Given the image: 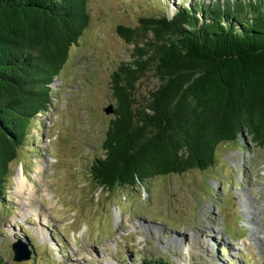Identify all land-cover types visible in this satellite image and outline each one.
Instances as JSON below:
<instances>
[{
  "label": "rangeland",
  "instance_id": "1",
  "mask_svg": "<svg viewBox=\"0 0 264 264\" xmlns=\"http://www.w3.org/2000/svg\"><path fill=\"white\" fill-rule=\"evenodd\" d=\"M214 1L89 0L88 25L50 84L52 103L32 121L30 137L10 164L12 176L2 184L4 264H127L141 257L171 264H264V148L245 133L221 143L206 171L157 176L115 191L98 186L90 173L114 116L105 111L116 105L111 74L135 59L134 44L118 26L135 27L142 16L172 17L194 2ZM158 84L148 71L136 99L143 102ZM198 229L214 236L198 231L200 243L165 245L177 232L194 236ZM252 231L257 239H250ZM13 242L31 257L15 261Z\"/></svg>",
  "mask_w": 264,
  "mask_h": 264
},
{
  "label": "trees",
  "instance_id": "2",
  "mask_svg": "<svg viewBox=\"0 0 264 264\" xmlns=\"http://www.w3.org/2000/svg\"><path fill=\"white\" fill-rule=\"evenodd\" d=\"M89 0H0V202L51 82L89 22ZM135 59L111 74L113 118L90 173L115 191L215 165L218 146L246 134L264 148V0L194 2L118 26ZM159 84L143 102L137 84ZM0 264H4L0 257ZM127 264H171L141 257Z\"/></svg>",
  "mask_w": 264,
  "mask_h": 264
},
{
  "label": "bare ground",
  "instance_id": "3",
  "mask_svg": "<svg viewBox=\"0 0 264 264\" xmlns=\"http://www.w3.org/2000/svg\"><path fill=\"white\" fill-rule=\"evenodd\" d=\"M21 169L23 170V168L21 167ZM21 172V171H20ZM22 181V180H21ZM23 184V183H22ZM24 185V184H23ZM209 208L207 207V208H205L204 210H208ZM245 215H247V213H245ZM41 220V224H42V220H45V216H43V218L41 219V218H39V221ZM136 229H141V227H138V228H136ZM148 229L150 230V226H148ZM198 231L200 232H202V233H205L209 238H211V237H213L214 236V234L211 232V231H209V230H205V231H203V230H200V229H198V230H196L195 231V233H194V236L191 234V233H189L188 231H183V232H177V236H175L174 237V239H171L170 241H167L166 243H165V245L168 247V248H170L171 246H172V244L174 245V243H176V244H181L182 243V240H185V239H187V240H189V241H193L195 244H197V243H200V237H199V235H198ZM258 238V235L256 234V233H254L253 231H252V233H251V236H250V239H257ZM179 244V245H180ZM77 248H78V250H80L79 249V247L78 246H76ZM204 248H207V242H206V244L203 246ZM73 254H75V252L73 251ZM80 259H82V258H80V257H77V260H80ZM77 262H80V261H77ZM74 264H79V263H74Z\"/></svg>",
  "mask_w": 264,
  "mask_h": 264
},
{
  "label": "water",
  "instance_id": "4",
  "mask_svg": "<svg viewBox=\"0 0 264 264\" xmlns=\"http://www.w3.org/2000/svg\"><path fill=\"white\" fill-rule=\"evenodd\" d=\"M107 113H113L114 111V105L109 104L108 107H106L105 110ZM12 250H13V259L15 261H22V260H26L29 259L31 257V252H26L23 253V248L20 247V243L19 242H13L12 245Z\"/></svg>",
  "mask_w": 264,
  "mask_h": 264
}]
</instances>
